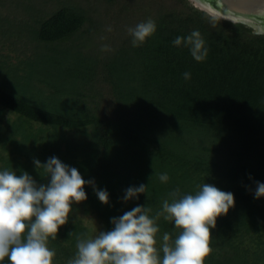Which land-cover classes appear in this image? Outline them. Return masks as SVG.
I'll use <instances>...</instances> for the list:
<instances>
[{"label": "trees", "instance_id": "1", "mask_svg": "<svg viewBox=\"0 0 264 264\" xmlns=\"http://www.w3.org/2000/svg\"><path fill=\"white\" fill-rule=\"evenodd\" d=\"M106 1L126 35L109 90L81 53L93 8L67 0L30 17L48 52L25 81L0 59V264H264V34Z\"/></svg>", "mask_w": 264, "mask_h": 264}, {"label": "rangeland", "instance_id": "2", "mask_svg": "<svg viewBox=\"0 0 264 264\" xmlns=\"http://www.w3.org/2000/svg\"><path fill=\"white\" fill-rule=\"evenodd\" d=\"M46 1L47 0H0V59L4 57L3 61L6 62V65H14V68H20V72H18L23 77L27 75L26 72L30 74L35 68L30 67V65H34L36 60H40L43 54L48 52L47 47L45 48L41 45H37L31 40V32L29 30V25L34 24V20H32L30 17L35 19L36 16H38L43 10L46 12L51 11V4L45 6L46 4L43 3ZM186 1L192 7L198 10L201 9L195 6L196 4L193 0ZM67 2H71L74 6H82V8H85V10L86 8L89 10L93 8L91 10V18L95 21V31L98 35L95 36L92 42L86 43V46L88 44H91L92 46H85V49H82L81 53H84V50H86V52L92 54L95 60L99 63L97 79L99 82L106 85L107 88L108 86L106 83H104L105 80H103V75H107L106 71H104L105 64H107L109 60L112 59L114 52H117L120 46H123L126 39V35L122 33V30L118 31L116 28L115 15L119 12L118 9L120 6L116 2H107L106 0H93L92 2L94 5L90 1L85 2V0H67ZM162 3H170V0H164ZM28 6L33 7L30 8L31 11L29 10V12L26 9ZM200 11L205 12L204 10ZM211 16L220 20L229 21L235 25L242 24L233 19L229 20L226 18H221L218 15ZM13 25L15 27H13ZM130 29L128 28V31L126 30L127 34L130 33ZM99 32L103 34L100 37ZM26 78L27 77L22 80L25 81ZM36 86L39 87V90H42L41 85ZM107 89L104 92H106L108 95L109 89ZM98 91L96 94H98ZM6 116L8 119L10 118L12 120H16V116L11 113H7ZM35 126L38 129L39 125ZM1 209L2 204H0V210ZM4 217L5 212H2L1 219H4ZM82 217H84L85 224L93 230L94 236L97 238L99 233L102 231V225L100 224L97 215L89 214L83 215ZM89 251H91V249Z\"/></svg>", "mask_w": 264, "mask_h": 264}, {"label": "water", "instance_id": "3", "mask_svg": "<svg viewBox=\"0 0 264 264\" xmlns=\"http://www.w3.org/2000/svg\"><path fill=\"white\" fill-rule=\"evenodd\" d=\"M216 13H223L250 27L253 32L264 34V0H194ZM196 7L197 4L195 5ZM203 10V9H200ZM210 15L212 14L204 10ZM220 17V16H219ZM225 18V17H221Z\"/></svg>", "mask_w": 264, "mask_h": 264}, {"label": "bare ground", "instance_id": "4", "mask_svg": "<svg viewBox=\"0 0 264 264\" xmlns=\"http://www.w3.org/2000/svg\"><path fill=\"white\" fill-rule=\"evenodd\" d=\"M193 1H194V0H193ZM194 2H196V1H194ZM196 4H197V6H198L199 8H201V9H203V10H206V11L212 13V14L218 15V16H220V17L232 18V17H229L228 15H223L222 12H221V13H216V12H214V11H211L208 7L202 5L201 3H196Z\"/></svg>", "mask_w": 264, "mask_h": 264}]
</instances>
